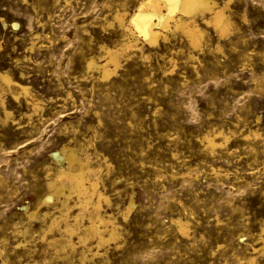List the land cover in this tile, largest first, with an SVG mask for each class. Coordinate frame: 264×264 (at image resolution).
<instances>
[{
	"label": "rangeland",
	"instance_id": "1",
	"mask_svg": "<svg viewBox=\"0 0 264 264\" xmlns=\"http://www.w3.org/2000/svg\"><path fill=\"white\" fill-rule=\"evenodd\" d=\"M139 1L0 0V71L39 101L0 78V264H264V0H215L232 24L221 35L199 16L197 47L179 30L150 46L133 28L143 50L104 78L88 63L134 38L115 14ZM62 147L98 168L115 239H79L76 193L49 230ZM78 212L77 233L59 229Z\"/></svg>",
	"mask_w": 264,
	"mask_h": 264
},
{
	"label": "bare ground",
	"instance_id": "2",
	"mask_svg": "<svg viewBox=\"0 0 264 264\" xmlns=\"http://www.w3.org/2000/svg\"><path fill=\"white\" fill-rule=\"evenodd\" d=\"M228 4L229 1L225 2L224 6L221 7L217 5L215 0H140L135 11L130 15L124 10H120L115 14V19L124 30L125 35L131 34L134 38L132 39L129 35L128 38L126 37L127 39L120 41L117 47L110 48L104 46L106 53L105 62L97 63L94 58H91L88 67L101 69L103 71V77L106 78L119 66L120 55L125 54L127 56L131 51L141 50L143 45L141 46L138 38L135 37L133 28L142 33L144 41L150 46L157 45L162 38L166 39V32L170 30L184 32L191 45L194 47L200 46L201 38L204 36V29H201L202 27H200L197 18L201 16L204 23L213 25L221 35H224L229 31L230 25L232 24H230L232 20H229L225 11V6ZM207 13L209 16H207ZM139 17L142 21L141 25L138 22ZM111 66H114L112 70L110 69ZM0 78L12 91L14 97L17 98L18 94L14 93L13 86H20L24 94L30 95V97L32 96L31 101L34 107L33 109L39 108V101L31 94L28 86L20 83L5 71H0ZM226 139L227 136L223 131L217 132L212 136L207 135L204 139L205 147L214 150ZM53 157L57 162H61L62 160L66 161L68 167L58 170L57 177L48 182V187L52 190L51 193L54 191L57 195L64 197L61 201L62 208L59 210L60 215L54 217L52 224L49 226V230H52L53 223L56 222L58 224L62 217L65 216V219L68 220V218L72 216L71 212L73 211V206L70 204L69 200L70 195L76 193L78 201L75 205H78L81 209H88L86 211L89 212L88 224L79 232V239L85 242L89 235H94L98 238V245L108 239H115L118 236V232L111 218L113 216L106 217L107 215L105 216L101 212L103 193L97 187V179L93 178L97 174L98 168L90 163L89 157L81 159L75 150L67 147H64L61 153H54ZM73 166H75V168H73ZM52 197L53 195L47 196V199H52ZM95 197H97V199H95ZM90 208H92V210L89 211ZM130 210L131 207H129L127 213H125V217L128 216ZM33 212L34 211L30 213V216H34ZM80 213L78 212V214L73 215L74 223L67 221L65 228L59 229L74 235L79 228ZM176 223L179 231L183 234L187 233L188 230L185 223L180 219L177 220ZM106 234H108V239H106ZM261 239L264 241V236H262ZM73 244V240L68 239L62 242V248ZM4 262L1 264H6Z\"/></svg>",
	"mask_w": 264,
	"mask_h": 264
}]
</instances>
